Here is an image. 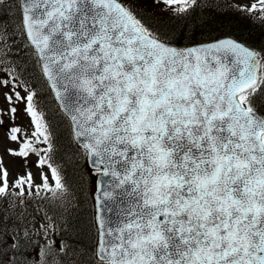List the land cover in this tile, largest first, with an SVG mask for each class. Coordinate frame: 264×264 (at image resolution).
Masks as SVG:
<instances>
[{"label":"snow or ice","instance_id":"obj_1","mask_svg":"<svg viewBox=\"0 0 264 264\" xmlns=\"http://www.w3.org/2000/svg\"><path fill=\"white\" fill-rule=\"evenodd\" d=\"M147 4L181 17L200 0H0L69 122L97 209V243L78 249L38 93L9 70L0 128L16 147L3 154L25 168L36 156L40 183L11 179L0 156V264H264V50L181 46L138 16ZM229 7L264 25V0ZM10 39L5 25L0 63ZM21 103L30 135L14 124Z\"/></svg>","mask_w":264,"mask_h":264},{"label":"trees","instance_id":"obj_2","mask_svg":"<svg viewBox=\"0 0 264 264\" xmlns=\"http://www.w3.org/2000/svg\"><path fill=\"white\" fill-rule=\"evenodd\" d=\"M229 4L230 0H200L199 6L181 17L174 16L162 4L159 7L147 4L138 6L137 14L143 18V22L148 27L161 34L173 35L181 46L231 36L241 42L249 43L256 50H264V25L239 11H232ZM14 16V8L11 12L0 9V30L6 25L11 37L10 51L5 61L0 63V71L7 74L9 70L14 69L20 78L38 93L39 107L47 118L51 132V162L61 169L63 180L68 185L70 193L72 206L68 210V216L73 227L65 232V236L78 249H91L96 243V229L93 223L92 203L88 198L91 188L85 185V190L81 191V177L85 165L70 137L68 121L59 112L46 84L39 79V68L24 46V37L16 31L17 20L12 18ZM188 36L194 39H187ZM41 147L47 148L48 145ZM32 159L34 162L31 164L35 165L36 156H32ZM43 171L49 172L46 167ZM64 264H82V262L74 258L65 259Z\"/></svg>","mask_w":264,"mask_h":264},{"label":"rangeland","instance_id":"obj_3","mask_svg":"<svg viewBox=\"0 0 264 264\" xmlns=\"http://www.w3.org/2000/svg\"><path fill=\"white\" fill-rule=\"evenodd\" d=\"M250 2L251 0H232V4H237V3L248 4ZM233 11L235 12L236 10L233 9ZM7 91L8 89L6 87L0 88V109L7 107V104L3 98V93ZM22 112H23V104L21 103L18 105V113L16 114V119L14 121V124L22 129L21 135H23L24 133H29L31 131V127H29V121L24 117ZM3 119L6 122L8 121V117L6 115L3 117ZM11 126H13V124L9 123L8 127ZM4 137H5V131L3 128H0V156H2L3 164L7 166V170L10 173V178L15 179V177L18 174H22L28 171V169L21 165L23 164L21 160L3 154L4 147H13V148L16 147L15 144H10L7 141H5ZM32 173L37 177L36 182L40 183L39 171L37 169H34Z\"/></svg>","mask_w":264,"mask_h":264},{"label":"water","instance_id":"obj_4","mask_svg":"<svg viewBox=\"0 0 264 264\" xmlns=\"http://www.w3.org/2000/svg\"><path fill=\"white\" fill-rule=\"evenodd\" d=\"M51 91V90H50ZM51 93H52V91H51ZM52 96H53V99H54V101H55V103L57 104V106H58V103H57V101H56V99H55V96H54V93H52ZM59 108V107H58ZM60 110V109H59ZM61 111V110H60ZM62 112V111H61ZM63 114V113H62ZM64 115V114H63ZM70 132H71V128H70ZM71 136H72V132H71ZM72 139H73V137H72ZM74 141V140H73ZM96 212H97V209H96V207H95V216H96ZM109 214L107 213V212H105L104 213V216H108Z\"/></svg>","mask_w":264,"mask_h":264},{"label":"bare ground","instance_id":"obj_5","mask_svg":"<svg viewBox=\"0 0 264 264\" xmlns=\"http://www.w3.org/2000/svg\"><path fill=\"white\" fill-rule=\"evenodd\" d=\"M68 139V138H67Z\"/></svg>","mask_w":264,"mask_h":264}]
</instances>
